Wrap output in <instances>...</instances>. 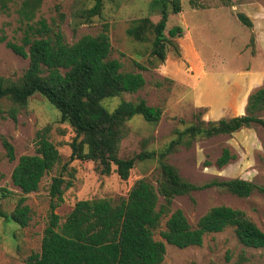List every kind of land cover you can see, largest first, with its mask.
<instances>
[{
	"label": "rangeland",
	"instance_id": "374dc122",
	"mask_svg": "<svg viewBox=\"0 0 264 264\" xmlns=\"http://www.w3.org/2000/svg\"><path fill=\"white\" fill-rule=\"evenodd\" d=\"M153 0H103L102 11L90 21L80 16L94 0H42L34 20L44 19L52 29H59L67 42L84 34H96L108 25L111 58L122 63L125 71L140 72L145 84L133 93L107 98L109 109L122 100L144 99L159 107L157 122L146 121L136 114L122 125L123 136L118 145L119 157H131L142 151L161 150L176 137V129H184L198 119L209 121L245 113L248 95L263 84L264 79V0H181V11L169 13L164 29L182 27V34L171 38L166 57L160 61L152 54L153 25L161 9ZM170 7V2H168ZM20 0H7L0 8V76L18 80L28 67V58L7 47L6 42H21L23 26L18 21ZM246 14L252 26L242 24L237 14ZM146 20L145 39L138 40L129 29ZM11 101L0 98V186L13 193L0 195V207L9 214L19 198L20 190L11 182L10 174L17 158L35 152L36 132L49 127L48 135L60 153V160L42 177L36 191L25 194L31 208L28 225L21 227L8 217H0V264H24L31 252H38L49 212V185L53 176L62 174L72 185L63 190V201L55 211L61 220L79 199L107 198L113 203L127 197L133 183L143 178L154 186L159 177L157 158L136 159L127 179H121L116 165L100 160L69 161L73 127L61 120L60 112L44 96L36 93L24 105L17 106L13 119L8 109ZM264 118V110L258 113ZM1 136L14 146L16 159L5 156ZM227 147L234 158L223 166L216 159ZM180 175L196 185L213 179L239 177L264 188V126L253 124L230 134L199 137L187 147L179 145L167 155ZM162 201L160 196L159 202ZM228 205L241 209L264 231V192L254 190L238 197L216 185L203 187L174 197L171 209L180 208L190 224L195 225L210 207ZM164 227V220L161 228ZM155 238H159L158 231ZM264 264V247H246L238 242L232 227L206 234L200 245L183 248L166 243L159 264Z\"/></svg>",
	"mask_w": 264,
	"mask_h": 264
},
{
	"label": "trees",
	"instance_id": "16d2710c",
	"mask_svg": "<svg viewBox=\"0 0 264 264\" xmlns=\"http://www.w3.org/2000/svg\"><path fill=\"white\" fill-rule=\"evenodd\" d=\"M42 0H20L18 21L23 26L21 42L7 41L14 53L28 58V67L16 80L0 76V98L11 101L9 115L15 119L17 106L38 93L44 96L60 112L61 120L67 121L76 135L72 141L69 161L100 160L116 165L121 179H127L136 159L157 158L159 177L154 186L139 178L128 191L127 197L117 203L107 198L77 200L61 220L55 209L63 201V190L72 185L62 174L52 177L49 185V212L43 230L40 250L31 252L24 264H159L162 262L166 243L183 248L200 245L206 234L220 232L232 227L235 236L246 247H264L262 231L245 212L228 205L210 207L190 224L184 212L171 209L174 197L203 187L216 185L238 197L249 196L254 190L264 188L239 177L213 179L204 185H196L183 178L178 169L167 161V155L179 145L189 146L199 137L230 134L253 124L264 126V118L258 113L264 110L263 84L247 98L245 113L217 120L198 119L184 129H176V137L161 150L142 151L131 157H119L118 145L123 136L122 125L133 115L139 114L146 121L157 122L161 116L159 107L148 105L144 99H122L113 110L103 100L133 93L143 87L145 79L140 72L125 71L122 63L111 58L108 25L96 34H84L73 42H67L62 32L54 30L44 19L34 20ZM168 2H170V7ZM152 5L161 9L159 20L153 25L152 54L160 61L166 57L167 44L171 38L182 34V27L174 25L164 33L169 13L181 11V0H153ZM103 0H94L91 7L81 10L80 16L90 21L102 11ZM0 8L7 9V0H0ZM247 27L251 19L244 13L237 14ZM145 19L129 29L138 40L145 39ZM5 35L0 36L4 41ZM45 126L36 132L35 152L17 158L10 178L20 194L14 208L7 214L0 207V217H8L21 227L28 225L31 208L25 194L36 191L44 174L60 160V153L48 135ZM5 156L16 159L13 144L1 136ZM234 158L225 147L216 159L223 166ZM0 171V180L3 178ZM13 192L0 186V195ZM160 196L162 201L159 202ZM164 220V227L161 223ZM158 231L159 238H155ZM194 264V263H192Z\"/></svg>",
	"mask_w": 264,
	"mask_h": 264
}]
</instances>
